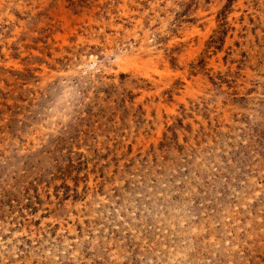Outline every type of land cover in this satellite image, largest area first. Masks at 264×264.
<instances>
[{"label":"rangeland","instance_id":"obj_1","mask_svg":"<svg viewBox=\"0 0 264 264\" xmlns=\"http://www.w3.org/2000/svg\"><path fill=\"white\" fill-rule=\"evenodd\" d=\"M0 264H264V0H0Z\"/></svg>","mask_w":264,"mask_h":264}]
</instances>
